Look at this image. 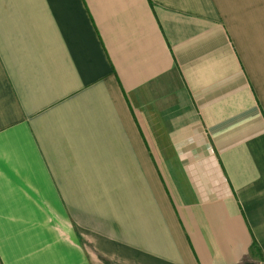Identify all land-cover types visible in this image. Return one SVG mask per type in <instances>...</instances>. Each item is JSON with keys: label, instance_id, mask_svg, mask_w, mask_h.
<instances>
[{"label": "crops", "instance_id": "obj_1", "mask_svg": "<svg viewBox=\"0 0 264 264\" xmlns=\"http://www.w3.org/2000/svg\"><path fill=\"white\" fill-rule=\"evenodd\" d=\"M244 262L264 0H0V264Z\"/></svg>", "mask_w": 264, "mask_h": 264}, {"label": "trees", "instance_id": "obj_2", "mask_svg": "<svg viewBox=\"0 0 264 264\" xmlns=\"http://www.w3.org/2000/svg\"><path fill=\"white\" fill-rule=\"evenodd\" d=\"M251 254L253 256H258L260 254V250H259V248H258L256 243H253L252 246H251ZM244 264H251V263L244 262Z\"/></svg>", "mask_w": 264, "mask_h": 264}]
</instances>
